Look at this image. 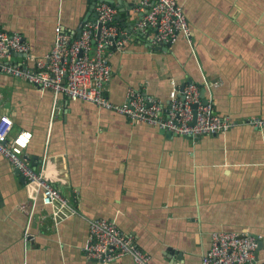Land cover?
Returning a JSON list of instances; mask_svg holds the SVG:
<instances>
[{"label":"crops","instance_id":"obj_1","mask_svg":"<svg viewBox=\"0 0 264 264\" xmlns=\"http://www.w3.org/2000/svg\"><path fill=\"white\" fill-rule=\"evenodd\" d=\"M113 1L128 37L112 56L111 100L123 103L137 88L167 104L193 80L219 116L240 125L176 135L0 74V115L14 119L12 135L33 133L26 154L80 209L56 225L41 195L0 156V264H101L85 252L95 217L133 235L151 264H202L215 230L259 236L264 264V128L246 122L264 118V0H178L192 37L169 50L132 28L141 0ZM91 15L89 0H0V29L22 33L38 56L53 48L58 25L76 32Z\"/></svg>","mask_w":264,"mask_h":264},{"label":"built area","instance_id":"obj_2","mask_svg":"<svg viewBox=\"0 0 264 264\" xmlns=\"http://www.w3.org/2000/svg\"><path fill=\"white\" fill-rule=\"evenodd\" d=\"M137 10L146 14L138 22L136 32L151 46L173 44L182 37L191 41L192 28L178 0H141ZM95 11L97 20L85 22L80 37L58 25L55 44L44 56L34 53L22 33L0 29V74L24 80L42 92L50 90L56 97L64 95L70 100H82L121 114L132 123H147L176 135L198 138L226 133L240 125L231 117L219 116L214 102L202 97L201 86L196 82L186 84L181 92L171 91L167 104L137 88L128 89L123 103L111 100L107 87L113 78L112 56L124 50L128 35L117 19L116 5L99 2ZM16 56H23V61L18 62ZM206 85L212 89L222 82ZM246 122L264 128L262 117L254 116ZM14 125L10 115H0V156L26 178L30 194L41 195L44 205L51 208L56 225L79 215L80 209L47 178L44 167H35L26 154L33 133L22 130L12 135ZM89 222L87 259L110 264L131 256L136 264H151V254L114 221L95 217ZM26 236H31L29 230ZM259 240V236L248 231L215 230L202 264H257Z\"/></svg>","mask_w":264,"mask_h":264},{"label":"water","instance_id":"obj_3","mask_svg":"<svg viewBox=\"0 0 264 264\" xmlns=\"http://www.w3.org/2000/svg\"><path fill=\"white\" fill-rule=\"evenodd\" d=\"M99 2H108L110 4H114V1L113 0H98V1H93L92 0H89V3L91 5V12L93 13V16H87V18L83 21V23L81 24L80 28L77 29V33H76V36L77 37H80L81 35V32H82V28L85 24V22H87L88 20H92V21H95L97 20L98 18V13L95 11L96 9V6ZM118 7V6H117ZM119 8V7H118ZM146 12H142L139 16V18L136 20V22L133 24L132 28L134 29L138 22L145 16ZM117 19H121V15L120 16H117ZM101 25L100 24V28H101ZM140 35V34H139ZM141 36V35H140ZM142 37V36H141ZM172 47V44L171 43H161L160 45L157 46L158 49H164V50H169L170 48ZM193 82V80H190L189 83ZM185 87V86H184ZM184 89V88H183ZM205 91V89L203 90ZM202 97L204 98V95L202 94ZM164 132H168V133H171L170 131H167V130H163ZM33 162V165L35 167L38 166L37 162L36 161H32ZM262 245H263V242L262 240H259V247H258V251L262 248Z\"/></svg>","mask_w":264,"mask_h":264}]
</instances>
